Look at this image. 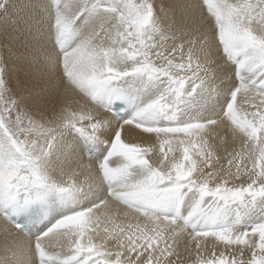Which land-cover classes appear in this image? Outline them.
Returning a JSON list of instances; mask_svg holds the SVG:
<instances>
[{
  "label": "snow or ice",
  "instance_id": "6c2138e0",
  "mask_svg": "<svg viewBox=\"0 0 264 264\" xmlns=\"http://www.w3.org/2000/svg\"><path fill=\"white\" fill-rule=\"evenodd\" d=\"M0 34V264H264V0H0Z\"/></svg>",
  "mask_w": 264,
  "mask_h": 264
},
{
  "label": "bare ground",
  "instance_id": "6f19581e",
  "mask_svg": "<svg viewBox=\"0 0 264 264\" xmlns=\"http://www.w3.org/2000/svg\"><path fill=\"white\" fill-rule=\"evenodd\" d=\"M2 41H3V37H2V34H0V48H1V52H2ZM27 72H28L27 68L18 69L17 72H16V76H18L21 80H23L25 78ZM239 99H240V97L238 96V101H239ZM217 132L219 133V135H220V137L222 139L225 138V137L228 139L229 151H231L233 148L236 151H241L242 150V141L239 138H236L233 141L230 128L226 129L224 125H221V127L219 129H217ZM157 148H158V142H157ZM221 155H224L223 151H221ZM221 164H223L224 166H227V159L222 160ZM249 164H250V162H249ZM217 166L219 167L220 165H217ZM116 210L117 209L115 208V206H113V211L115 212ZM141 226L143 227L144 225L141 224ZM4 240H5V235H4V233L2 231H0V258H2L3 254H4V252H3ZM54 242H55V240H53V243ZM212 243H213V241L211 240V238L208 239L207 241H205V244L207 246V250H208L209 253L212 251V247H211ZM219 250H221V246L219 244H217V251H219ZM189 264H190V262H189Z\"/></svg>",
  "mask_w": 264,
  "mask_h": 264
},
{
  "label": "rangeland",
  "instance_id": "374dc122",
  "mask_svg": "<svg viewBox=\"0 0 264 264\" xmlns=\"http://www.w3.org/2000/svg\"><path fill=\"white\" fill-rule=\"evenodd\" d=\"M0 52H1V48H0Z\"/></svg>",
  "mask_w": 264,
  "mask_h": 264
}]
</instances>
